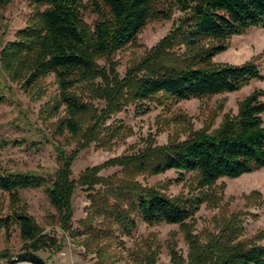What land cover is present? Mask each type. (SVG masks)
Listing matches in <instances>:
<instances>
[{
	"label": "trees",
	"instance_id": "1",
	"mask_svg": "<svg viewBox=\"0 0 264 264\" xmlns=\"http://www.w3.org/2000/svg\"><path fill=\"white\" fill-rule=\"evenodd\" d=\"M11 1L0 0V5L7 6ZM30 8L32 13L26 26L13 40L0 42V65L11 81L29 94H42L44 82L54 77L58 93L47 111L53 117L64 110L65 116L56 126V134L61 137L66 132L74 138L80 136L82 118L93 113V121L83 136V148L92 142L108 146L116 139L120 129H106V120L131 103L140 106L155 101L168 107L182 101L236 93L251 81L264 80L260 68L253 63L231 66L214 62L227 52L230 39L252 28H264V0H30ZM175 10L183 13L184 18L171 36L162 40L141 63L132 66L123 80L119 79L113 57L135 45L150 23L171 19ZM87 13L97 17L92 25L85 21ZM181 47L185 52L178 54L176 49ZM101 60L109 64V74L98 64ZM86 96L105 100L106 109L96 114L98 111L85 101ZM5 102L0 92V105ZM10 144L0 139V150ZM76 155L61 158L54 178L9 172L0 167V196L9 201L7 206L5 202L0 205V230H5L10 238L12 228L16 227L25 251L36 254L54 246L57 251L63 249L43 235L28 213L22 193L43 190L59 217L61 231L70 234L74 214L71 197L75 190L70 177ZM116 162L125 166L128 179L169 171L183 176L191 174L197 178L199 193L190 199H172L152 188L123 187L116 191L114 203L108 195L99 194L93 198L83 223L89 246L115 236L113 230L96 227V220H108L122 234L130 236L135 215L150 226H180L192 248L188 263L172 250L173 264H264V248L241 240L245 231L238 219L218 220L219 234L210 236L206 245L191 235L189 224L209 201L220 180H235L264 169V91H254L246 97L238 113L226 115L220 129L212 134L202 131L186 141L147 151L138 159ZM98 171L85 172L80 184L100 183L95 177ZM97 252L99 257H107ZM1 256L7 258L6 254Z\"/></svg>",
	"mask_w": 264,
	"mask_h": 264
},
{
	"label": "rangeland",
	"instance_id": "2",
	"mask_svg": "<svg viewBox=\"0 0 264 264\" xmlns=\"http://www.w3.org/2000/svg\"><path fill=\"white\" fill-rule=\"evenodd\" d=\"M31 13L30 0H12L7 6L0 5V42L4 44L13 40L16 33L26 26ZM183 18L184 14L175 10L171 19L150 23L139 35L135 45L119 51L112 59L119 79L123 80L132 66L141 63L162 40L170 37ZM96 19L92 13L85 15L88 25H92ZM176 51L178 54L185 52L183 47ZM214 62L231 66L253 63L264 75V28H252L230 39L227 52L217 56ZM98 64L107 73L110 72L105 60ZM101 81L97 80V83L101 84ZM43 89L44 95L26 93L11 81L0 65V92L6 98V102L0 105V139L11 143L8 148L0 150V167L9 172L54 178L60 170L61 158L77 154L70 177V181L75 183L71 197L74 214L70 234L61 231L59 217L43 190L22 193L28 213L36 220L43 235L63 246L61 251H57L54 246L51 250H41L36 254L49 264H173L171 251L174 250L188 263L192 247L180 226H150L135 215L132 216L134 225L130 228V236L122 234L108 220H96L93 223L96 227L100 225L108 231L113 230L115 236L113 240L104 238L89 246L83 223L91 211L93 198L104 194L114 203L116 191L132 186L152 188L172 199L196 196L199 193L198 181L191 174L183 176L169 171L158 176L140 175L128 179L125 166L116 161L138 159L147 151L186 141L202 131L214 133L220 129L226 115L235 116L238 113L239 105L246 97L254 91H264V80L251 81L236 93L182 101L168 107H161L155 101L140 106L131 103L106 120V129H120L116 139L108 146L100 147L98 143L92 142L85 148L83 136L93 121V113L82 118V136L80 134L74 138L66 132L61 137L56 134V126L65 116L64 110L53 117L47 111L48 104L58 93L54 77L44 82ZM85 101L98 111L96 114H101L107 106L103 99L86 96ZM92 169H99L95 177L100 183L94 186L81 185L82 175ZM181 178L184 180L181 181ZM210 195L209 201L189 222L191 235L201 245H206L210 236L219 234L218 220L236 218L245 231L241 240L251 241L264 248V169L235 180L222 179ZM4 202L6 206L9 204L8 199L1 195L0 205ZM10 235L9 238L5 230H0V264H6L8 259L27 252L16 227L12 228ZM98 250L100 254H107V257H99ZM1 254H6L7 258Z\"/></svg>",
	"mask_w": 264,
	"mask_h": 264
},
{
	"label": "water",
	"instance_id": "3",
	"mask_svg": "<svg viewBox=\"0 0 264 264\" xmlns=\"http://www.w3.org/2000/svg\"><path fill=\"white\" fill-rule=\"evenodd\" d=\"M6 264H49L33 252H25L14 258L8 259Z\"/></svg>",
	"mask_w": 264,
	"mask_h": 264
}]
</instances>
